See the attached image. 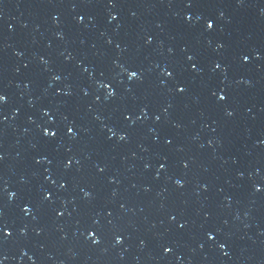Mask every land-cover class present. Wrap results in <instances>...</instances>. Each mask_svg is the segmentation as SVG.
I'll return each mask as SVG.
<instances>
[{"label":"water","instance_id":"obj_1","mask_svg":"<svg viewBox=\"0 0 264 264\" xmlns=\"http://www.w3.org/2000/svg\"><path fill=\"white\" fill-rule=\"evenodd\" d=\"M0 264H264V0H0Z\"/></svg>","mask_w":264,"mask_h":264}]
</instances>
